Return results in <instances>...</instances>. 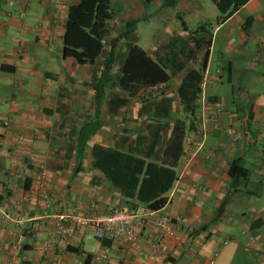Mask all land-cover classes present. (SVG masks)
Here are the masks:
<instances>
[{
	"label": "crops",
	"instance_id": "0c3cea01",
	"mask_svg": "<svg viewBox=\"0 0 264 264\" xmlns=\"http://www.w3.org/2000/svg\"><path fill=\"white\" fill-rule=\"evenodd\" d=\"M76 1L0 0V264L91 258L100 249L92 233L80 228L61 238L52 215L71 205L88 215L140 203L111 186L94 164L92 146L159 162L171 122L183 116L178 85L203 61L198 115L216 117L204 126L203 148L183 164L202 128L197 122L185 133L164 208L155 209L134 239H105L108 257L90 263L264 264V0H249L218 21L197 0H177L172 6L180 26L171 15L161 16L167 22L159 35L139 32L161 0H110L103 51L81 65L62 55L67 10ZM131 19L138 22L129 40L121 33ZM203 24L208 42L197 49L189 31ZM112 38L113 62L101 77ZM131 44L157 61L169 80L134 95L122 90L117 80ZM101 84L97 102L92 86ZM87 122H96L95 132L77 156V135ZM233 161L244 174L230 172ZM39 173L49 180L43 188L36 186ZM2 208L20 211L25 221L5 218ZM161 211L170 216L171 233L153 224Z\"/></svg>",
	"mask_w": 264,
	"mask_h": 264
},
{
	"label": "trees",
	"instance_id": "16d2710c",
	"mask_svg": "<svg viewBox=\"0 0 264 264\" xmlns=\"http://www.w3.org/2000/svg\"><path fill=\"white\" fill-rule=\"evenodd\" d=\"M150 2L153 0H143ZM177 0H161L162 6L174 5ZM215 4L218 20H224L249 0H211ZM113 15L110 0H77L69 5L63 31L64 57L73 58L78 64L94 62L103 51L104 39L109 32L108 20ZM138 19L125 20L122 29L123 37L132 40ZM206 26L199 25L189 31L191 41L195 48L202 43L208 42L203 38L202 30ZM206 32V31H205ZM116 38L109 42L107 55L103 59L101 77L106 70L110 69L114 58ZM205 61L195 68L185 71L177 88V96L181 105L183 116L175 118L171 122V129L167 142L158 155L159 162L145 161L141 157L111 148H101L93 145L91 153L95 158V166L110 180L111 186L126 196L135 195L149 209H159L165 205L166 196L176 179V167L183 152V139L187 130L196 128L199 94ZM170 75L161 65L148 56L137 44H131L123 60L120 76L117 80L119 87L129 95L136 94L140 88L149 87L157 83L169 80ZM95 101L98 102L103 93L101 87L93 85ZM96 122H87L79 130L76 139V155L81 156L85 144L95 132ZM232 170L244 174V170L236 161L231 162ZM140 174V176H139ZM137 205V204H133ZM90 256H86L83 264H91Z\"/></svg>",
	"mask_w": 264,
	"mask_h": 264
},
{
	"label": "built area",
	"instance_id": "2783aa9c",
	"mask_svg": "<svg viewBox=\"0 0 264 264\" xmlns=\"http://www.w3.org/2000/svg\"><path fill=\"white\" fill-rule=\"evenodd\" d=\"M216 117L214 115L197 116V122H200L201 129L198 131L197 138L191 143V146L184 152L183 164L186 165L194 158L196 153L204 146L203 137L205 135L204 126L214 124ZM6 123V121H4ZM48 177L45 173H39L36 176V186L42 188L48 183ZM28 193L24 195V200L28 199ZM47 196L44 194V198ZM168 202L166 199L165 205ZM164 205V206H165ZM164 206L160 208L163 209ZM77 205H71L64 211L53 214L52 220L54 223L57 235L61 238L72 236L80 228L88 229L100 249L91 257L92 261L99 262L108 257L109 247L103 245V241L107 238H126L134 239L141 226L151 214L155 212L153 209L147 208L143 204L122 206L112 205L103 212L83 215L78 211ZM2 215L10 220L19 223L25 221V216L18 210L1 209ZM155 227L163 230L165 233L172 232L171 219L167 212L161 211L154 219Z\"/></svg>",
	"mask_w": 264,
	"mask_h": 264
},
{
	"label": "rangeland",
	"instance_id": "374dc122",
	"mask_svg": "<svg viewBox=\"0 0 264 264\" xmlns=\"http://www.w3.org/2000/svg\"><path fill=\"white\" fill-rule=\"evenodd\" d=\"M198 1V5H200V9L203 8L205 11V14L207 16H211V15H217L218 11L216 9L215 4L213 3V1L211 0H197ZM153 5V3H152ZM161 9H157L153 12H151L150 17L148 18V21L144 23V27L140 28V32L139 33H143L144 28L145 29H149V31L152 32V34H160L162 32L163 27H165L166 22H161L160 18L161 16H169L171 15L173 17V19H171L170 21L178 22L179 26H180V18L181 14L177 13V10L173 8V6H161ZM167 19V18H166ZM169 20V19H167ZM169 22V21H168Z\"/></svg>",
	"mask_w": 264,
	"mask_h": 264
}]
</instances>
